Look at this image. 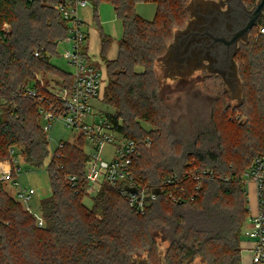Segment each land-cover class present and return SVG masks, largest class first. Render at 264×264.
<instances>
[{"label":"trees","instance_id":"obj_1","mask_svg":"<svg viewBox=\"0 0 264 264\" xmlns=\"http://www.w3.org/2000/svg\"><path fill=\"white\" fill-rule=\"evenodd\" d=\"M139 1L155 4L152 20L135 13ZM220 1L195 0L189 6L187 0H88L97 23V10L105 4L121 25L113 60L104 57L110 39L101 35L107 83L100 101L112 110L107 115L115 131L130 139L148 136L151 140L133 159L134 177L158 185L165 176L182 174L190 164L211 172V177L201 180L198 191L192 192L194 184H188L192 199L176 203L159 196L139 215L107 183L101 184L91 208L83 205L87 182L82 137L64 143L59 158L50 160L38 104L17 92L29 86L48 94L51 81L70 86L69 73L48 61L66 36L56 9L60 0H0V158H7L9 148H15L19 162L34 168L43 167L49 159L46 171L51 190L39 205V227L35 215L23 210L6 191V183H0V264H188L196 258L203 264H241L240 241L248 216L242 175L256 158L264 156V36H255L258 25L238 59L245 94L239 107L244 118L236 124L247 136L251 131L246 128L248 119L260 122L263 128L257 140H245L238 152L240 159H235V152L227 153L213 113L209 134L188 133L159 143L156 151L151 149L154 133L169 136L155 66L167 57L177 68L186 64L183 51L172 47L175 31L197 29L201 24L196 18L198 8L205 14ZM241 2L252 6L255 0ZM41 47L40 57H34ZM215 97L224 120L229 109L224 105L225 94ZM143 124L151 130L146 131ZM69 176L76 180L69 182ZM157 238L167 244L164 252Z\"/></svg>","mask_w":264,"mask_h":264},{"label":"built area","instance_id":"obj_2","mask_svg":"<svg viewBox=\"0 0 264 264\" xmlns=\"http://www.w3.org/2000/svg\"><path fill=\"white\" fill-rule=\"evenodd\" d=\"M89 5L88 0H60L56 5L66 27V36L63 40L68 47L63 51L62 58L72 70L69 73L70 86L68 88L57 86L55 90L53 88L48 90V94L39 92L36 87L23 86L17 91L18 94L37 102L41 129L46 136L53 123L60 121L64 127L77 133L87 143L89 151L85 153L83 167L87 182L86 194H96L101 184L107 183L127 202L128 207L139 215L144 214L146 205L159 196H163L167 202L176 203L192 199L188 184H194L192 192L198 191L201 180L207 176L211 177L209 170H200L190 164L182 174L165 176L158 185L137 180L132 171L133 159L139 156L142 148L150 146V138L146 136L142 140H134L125 137L115 131L106 113L95 108V103L101 102L100 94L104 83L100 69L85 51L86 34L79 16V10ZM256 25L258 31L255 36H264V9ZM42 50L43 47L34 51L33 56L40 57ZM63 144L60 142L50 153V160L59 158L58 150ZM15 150L9 148L8 157L0 158V183L18 184L17 174L20 168ZM103 152L108 154L106 159L100 157ZM242 178L245 185L254 186L256 196V211L247 216L246 228L243 230V236L251 241L248 251L250 264H264V156L256 158ZM75 180L74 176L68 177L71 183ZM155 190H158L157 194ZM14 195L18 202L27 205L33 191L27 188L19 189ZM24 207L33 213L28 206ZM33 214L37 219V225L42 226L38 214Z\"/></svg>","mask_w":264,"mask_h":264},{"label":"rangeland","instance_id":"obj_3","mask_svg":"<svg viewBox=\"0 0 264 264\" xmlns=\"http://www.w3.org/2000/svg\"><path fill=\"white\" fill-rule=\"evenodd\" d=\"M195 0H187V4L190 6ZM259 0H255L252 6H245L249 11L257 4ZM156 6L151 1H139L135 5V13L144 20L150 21L154 18ZM93 11L90 9L91 15ZM102 30L105 34H110L112 38H115L120 34L121 26L118 21L114 19L106 18L104 23L100 24ZM254 27V26H253ZM7 30V26H4ZM252 31V29H251ZM248 34L246 40H239L237 44V53L235 56V69L232 79L225 78L219 72L207 68L206 65L199 63H186L180 67L174 66L173 63L166 59L159 61L154 69L155 79L159 88V97L163 107L166 108L167 118H165L164 124L168 125L169 136H164L161 134L153 135L154 144L152 146L153 150H157L163 142L167 140H176L177 136H185V134L190 133V136H195V134L204 132L210 133L213 129L211 125L212 114L216 117V126L220 131V136L222 140L226 143L227 153L230 154L235 152V159H240L238 152L241 151V147L245 140L253 138L252 142L257 140V136L261 133L262 124L254 119H248V124L246 128L250 129V133L245 136L244 130H239L236 128V124L244 118V113L240 109V104L242 103V97L244 96V90L242 87V81L239 78V55L244 49L245 45L249 42L252 33ZM182 32L175 31V36L173 40H176ZM68 47V45L61 40L57 46V50L54 54L48 55L49 64L59 68L67 73L72 70L68 66L67 62L62 58L63 51ZM170 50V49H169ZM101 71V78L103 83L105 82V75ZM40 78V77H39ZM47 78V77H46ZM45 78V79H46ZM42 79V78H41ZM40 79V80H41ZM45 80H42L44 82ZM61 83L55 84L51 81L50 85L47 86L48 90H55L57 86ZM104 90V88H103ZM103 92V91H102ZM208 92V93H207ZM208 94H214L215 96H220L225 94L223 97L224 105L229 109L224 115V120H222L223 112L221 110L220 103H214L213 99L216 98L214 95L209 96ZM95 108L106 114H111L112 110L106 107L101 102L95 103ZM238 108V109H237ZM146 131L151 130V127L147 124H143ZM49 139V152L52 153L56 146L60 143H73L78 135L72 132L70 129L64 127L62 122L55 121L53 123L52 129L47 133ZM152 136V135H151ZM206 138L208 136H205ZM192 139L191 137H189ZM210 138V137H208ZM84 142V141H83ZM217 143V140H213V145ZM223 142V145H224ZM225 148V147H224ZM150 149V150H151ZM240 149V150H239ZM87 143L84 142V152L88 153ZM50 156V154H49ZM232 157V154L230 155ZM106 159L108 154L103 152L100 156ZM46 160L45 164L41 168H34L29 166L24 162H18L19 172L17 174L18 184L9 185L6 184V191L8 194L15 198V191L19 189L27 188L33 191L32 198L29 203L24 206H28L31 211L35 214L39 213L40 203L48 199L51 195V190L49 186L48 173L46 171ZM248 170V169H247ZM246 170V171H247ZM245 171V172H246ZM244 172V173H245ZM243 173V175H244ZM242 175V176H243ZM95 193H90L82 198V203L86 208H91L92 199ZM22 205V209L26 210ZM246 220L244 223L245 229ZM241 240H245L241 236ZM158 243H160L161 252L167 247V244L162 242L157 238ZM138 261V257L135 258ZM188 264H203L199 258L191 260Z\"/></svg>","mask_w":264,"mask_h":264},{"label":"flooded vegetation","instance_id":"obj_4","mask_svg":"<svg viewBox=\"0 0 264 264\" xmlns=\"http://www.w3.org/2000/svg\"><path fill=\"white\" fill-rule=\"evenodd\" d=\"M201 11L203 8H198L196 18L201 21L198 28L195 30L188 28L175 40L172 47L173 49L178 47L183 51L186 63L196 60L195 63L201 62L225 78L232 79L238 42L236 44L228 42L234 32L246 22L250 11L239 0H221L207 8L205 14H200ZM205 32L223 37L225 43L215 42L210 46L211 40L204 34Z\"/></svg>","mask_w":264,"mask_h":264},{"label":"crops","instance_id":"obj_5","mask_svg":"<svg viewBox=\"0 0 264 264\" xmlns=\"http://www.w3.org/2000/svg\"><path fill=\"white\" fill-rule=\"evenodd\" d=\"M90 9L93 11L91 5L79 10V16L83 22V30L86 34L85 51L87 52L93 63L100 70H102L103 74L105 75V82H104V87H105L107 83V77L105 72L104 60L101 54V35L103 34L110 39V44L104 54V57L106 60H113L117 56V50H118L117 43L121 37V31L118 36L112 38L110 34L108 33L105 34L102 30L100 24L104 23L106 18L114 19V21H118L115 17L113 9L109 5L103 4L98 8L97 10L98 23L95 21L94 11L92 12L93 15H91ZM245 190L247 197L248 217H249L250 215L254 214V212L256 211L255 188L252 184H247ZM243 237L245 238V240L240 241L241 264H250V255L248 251L251 247V241L247 239L245 236Z\"/></svg>","mask_w":264,"mask_h":264},{"label":"water","instance_id":"obj_6","mask_svg":"<svg viewBox=\"0 0 264 264\" xmlns=\"http://www.w3.org/2000/svg\"><path fill=\"white\" fill-rule=\"evenodd\" d=\"M239 1L241 2V0H239ZM263 9H264V0H259L257 2V4L250 11L246 22L236 32H234V34L232 35V37L228 43L236 44L239 40H246L251 29L253 28V26L256 25L257 20L260 16L261 12L263 11ZM204 34L210 38V40H211L210 46L213 45V43H215V42H222V41L224 42L223 37H219L212 32H205ZM210 46H208V47H210ZM154 192L157 194L158 190H155Z\"/></svg>","mask_w":264,"mask_h":264}]
</instances>
